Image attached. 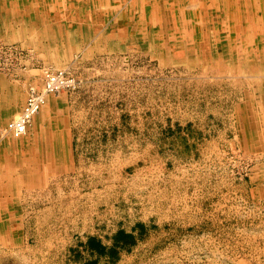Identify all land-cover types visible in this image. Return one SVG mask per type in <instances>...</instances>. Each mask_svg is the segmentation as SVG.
<instances>
[{"label":"rangeland","instance_id":"obj_1","mask_svg":"<svg viewBox=\"0 0 264 264\" xmlns=\"http://www.w3.org/2000/svg\"><path fill=\"white\" fill-rule=\"evenodd\" d=\"M227 1L242 19L243 2ZM169 2L166 34L191 36L183 55L158 36L150 48L82 51V171L71 184L47 153L33 158L32 123L22 138L0 141V149L9 142L0 152V264H264V58L224 47L253 53L258 25ZM13 11L0 13V47L12 48L0 60V102L21 108L1 114L0 130L44 69L75 78L76 89L60 93L80 88L57 47L52 57L46 40L21 42ZM184 14L189 20L174 25L171 16ZM208 33L209 44L191 41Z\"/></svg>","mask_w":264,"mask_h":264},{"label":"crops","instance_id":"obj_2","mask_svg":"<svg viewBox=\"0 0 264 264\" xmlns=\"http://www.w3.org/2000/svg\"><path fill=\"white\" fill-rule=\"evenodd\" d=\"M33 1L29 4L21 0L20 2L16 0L15 3H12L10 0L4 1V7L2 5L0 9L5 10L0 11V13L7 15L8 8L14 9L12 16L15 17L17 24L20 23L21 25L20 31L18 32L20 33L19 37L21 42L24 40V42L28 40H46V42H49L47 48L50 47L52 49V52L46 54L54 57L57 47L60 50V55L64 58L63 63L74 74H79L76 76L80 80L79 90L70 94L60 93L58 95L47 96L46 105L33 118L32 126L34 128L31 129L32 137L35 138L31 150L33 155H35L33 158L38 163V153L40 151L47 153V161H50L53 166L58 161V167L54 166L53 169L59 168L62 170L61 174L64 175L63 183L71 184L74 181L72 173L82 171V167H76L75 164V160L82 162V126L79 124L82 122V51L96 53L104 50L108 51L109 49L111 51H119L120 49L150 48L151 37L158 36V40L166 42V44L167 41L174 40L175 46H180L181 48L180 55H183L185 47H187L183 42L190 40L191 36L188 37L187 34H183L184 36L178 34V36L176 35L177 31L175 35L178 37L172 38L170 37L172 34L169 37L166 34V22L163 20L166 17L165 10L170 7H167L168 3H170L169 0H73L72 2L69 0L66 3L64 0L62 4L43 1L41 3L43 8H39L38 5L35 6ZM171 1L173 9H176L174 6L176 4L183 9L182 13L185 14L187 12L184 10H196L200 7H208V9L218 8L226 12L224 16H226L229 23L235 21L246 25H259L255 27L254 36V39L259 43H255L256 48L253 53L247 47L242 50H233L232 46L228 44L224 47L231 51L229 54L231 56L264 58V0H237L243 2L242 12H240L242 19L236 15V12L232 15L227 13L226 7L228 9L230 8L229 3L228 6H225V3L227 4L228 2L227 0H206L208 6L200 0H193L194 2L191 4L187 2L186 6L182 5L184 2L182 3L180 0ZM223 1L224 3L222 5L221 3ZM39 9H44V13L39 14L38 12H34V10L38 11ZM71 9L79 10L78 14L80 13V15L72 16ZM56 10H63L64 13L60 14L61 12ZM217 12H220V10ZM176 14H180L179 11ZM187 15L182 17L171 16L174 18L173 24L183 25L186 20H189V16ZM155 25H159V28H155ZM105 26L109 28L108 32H104ZM249 31L246 29L245 34ZM28 34H30V37H28ZM209 36V33L197 39L193 36L195 38H192L191 41L194 40L192 41L194 44H197V42L209 44L208 42L212 41L210 39L212 36L210 38ZM242 37L243 40H246L250 39L251 36L246 37V35H243ZM162 45L164 46V43ZM28 46L33 48L34 45L31 44ZM239 50L242 52L237 54L234 52ZM260 64L263 63L260 62ZM258 71L259 68H255V72ZM0 84L2 83L0 82ZM2 94L0 92V95ZM263 94L264 87H261V95ZM0 100L2 101L1 97ZM17 104L7 103V106L4 107L5 104L0 102V116L5 115V113L8 115L9 113L15 112L18 108H21V105L17 106ZM11 106L13 108L12 112H10ZM60 123L62 124V130L59 132L58 124ZM52 127L53 129H51ZM56 143H60L61 146ZM8 144L9 142L3 144L0 152L2 150L3 153H6ZM34 195L36 194H32V199H37L38 195ZM68 195L63 193L62 196L58 195L57 197L66 198ZM55 199L54 192L47 193V200Z\"/></svg>","mask_w":264,"mask_h":264},{"label":"built area","instance_id":"obj_3","mask_svg":"<svg viewBox=\"0 0 264 264\" xmlns=\"http://www.w3.org/2000/svg\"><path fill=\"white\" fill-rule=\"evenodd\" d=\"M11 49L4 46L0 47V60L2 55L12 57ZM76 87L75 78L66 70L44 69L42 71L41 86L29 89L20 114L9 120L4 128L0 130V141L6 137L20 139L25 136L33 118L46 104L47 96L75 90Z\"/></svg>","mask_w":264,"mask_h":264},{"label":"bare ground","instance_id":"obj_4","mask_svg":"<svg viewBox=\"0 0 264 264\" xmlns=\"http://www.w3.org/2000/svg\"><path fill=\"white\" fill-rule=\"evenodd\" d=\"M151 18V17H150ZM260 22V21H259ZM252 25V24H251ZM259 26V25H258ZM263 32V31H262ZM141 36V35H140ZM259 43V42H258ZM227 53V52H226ZM250 57H252V56H250ZM1 197V196H0Z\"/></svg>","mask_w":264,"mask_h":264},{"label":"trees","instance_id":"obj_5","mask_svg":"<svg viewBox=\"0 0 264 264\" xmlns=\"http://www.w3.org/2000/svg\"><path fill=\"white\" fill-rule=\"evenodd\" d=\"M120 237L125 238L124 236H120Z\"/></svg>","mask_w":264,"mask_h":264}]
</instances>
